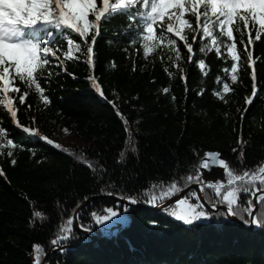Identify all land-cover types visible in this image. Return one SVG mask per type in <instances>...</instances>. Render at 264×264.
Instances as JSON below:
<instances>
[{
  "label": "trees",
  "instance_id": "16d2710c",
  "mask_svg": "<svg viewBox=\"0 0 264 264\" xmlns=\"http://www.w3.org/2000/svg\"><path fill=\"white\" fill-rule=\"evenodd\" d=\"M121 24L126 25L127 21L116 19L105 25L95 50L94 74L107 100L95 92L87 79L92 73L81 56V62L66 61L67 73L60 77L55 75L60 69L52 70V84L46 93L52 101L50 105L44 106L35 92L26 98V104L32 105L30 109L17 105L21 109L17 117L21 126L38 128L67 153L29 138L22 127L0 111V120L11 129V138L23 145L13 151L12 157L6 155L8 147L0 155V167L4 169L0 175V264H32V247L36 243L48 252L58 225L69 216L74 217L73 209L85 196L88 200L78 214L79 225L91 228L98 241L66 254L54 253L47 264H264V230L260 228L250 231L225 217L185 225L171 218V208L159 213L139 208L124 212L107 198L109 195L101 193L105 185L85 160L97 167L104 165V180L111 178L117 184L132 173L139 174L138 180L128 184L129 189L135 190L147 187L148 178L169 179L177 158L199 164L209 151L220 153L231 167L239 168L235 163L238 154L232 152L239 139L247 142V167L264 160V95L244 111L253 85L250 61L242 56L245 68L239 70L238 80L232 84L231 72L226 75L223 71L232 64L230 57L225 60L214 53L201 54L209 65V75L204 77L198 66L185 62L187 52L182 49L185 60L181 61V68L188 76L186 94L182 73L171 77L165 71L167 55L161 60L162 49L147 58L142 46L139 55L135 47L129 48V53L123 51L127 38L121 36L116 41L115 37V29ZM235 35L239 41L240 34ZM243 39L247 42V34ZM110 40L114 43L110 44ZM249 49L257 59V88L264 87V43L256 42L254 49L252 45ZM242 50L243 44L238 43V51ZM112 61L116 62L115 67ZM133 64L136 71L132 70ZM217 77L235 89L225 94L228 104L214 95L215 89L222 91ZM165 87L169 88L168 93H164ZM200 91H204L203 96L198 95ZM10 95L15 99L17 94ZM32 117L36 118L35 123ZM124 119L129 121L127 129ZM131 143L139 154L129 152L126 167H121L116 161ZM13 158L17 161L14 166ZM204 179L213 183L207 176ZM226 181L227 178L220 182L225 188ZM212 191L202 194L219 200L221 197ZM140 204L153 207L143 199ZM109 207L120 213L118 218L127 220L114 226L115 232L103 235L105 230L99 228L91 213L103 215ZM37 211L50 220L37 222L34 227L30 220ZM74 231L76 238L67 245L88 241Z\"/></svg>",
  "mask_w": 264,
  "mask_h": 264
},
{
  "label": "snow or ice",
  "instance_id": "6c2138e0",
  "mask_svg": "<svg viewBox=\"0 0 264 264\" xmlns=\"http://www.w3.org/2000/svg\"><path fill=\"white\" fill-rule=\"evenodd\" d=\"M116 19L127 21L126 25H118L115 29L116 41H120L121 36L128 40L126 45L122 44L123 51L129 53V48L135 47L139 55L142 46V54L147 58L162 49L161 60L167 55L165 71L171 77L182 73L186 94L189 91L188 76L186 70L181 68V61L185 60L182 49L187 52L185 62L198 66L204 77L209 75V65L201 54L207 56L214 53L225 60L230 57L232 64L223 71L226 75L231 72L232 84L237 82L239 70L245 68L242 56L250 61L253 85L251 95L245 101V112L255 100L264 95V87L257 88L256 83L257 59L253 58V50L249 49L250 45L254 49L256 42L264 43V0H99V3L98 0H0V96H3L0 111H4L16 126L22 127L29 138L42 140L54 149L67 153V149H62L59 143L42 135L38 128L21 126L17 118L21 109L17 105H26L30 109L32 105L26 104V98L31 92L38 94L44 106L50 105L52 101L46 93L52 84V70L60 69L55 73L60 77L67 73L65 62H81V56L84 58L82 62L89 66L92 73L87 79L95 92L107 100L94 74L95 50L104 26ZM237 32L240 34L239 41L235 35ZM245 34L247 42L243 39ZM109 43L114 41L110 40ZM238 43L243 44L242 51H238ZM112 65L115 67L116 62L112 61ZM132 70L136 71L135 64ZM216 83L222 85V91L217 88L214 95L219 101L228 104L225 94L235 89L220 77H217ZM163 91L168 93L169 88L165 87ZM10 93L17 94L16 98ZM198 95L203 96L204 91L198 92ZM171 99L176 101L177 97L172 95ZM35 119L32 117L34 123ZM124 124L127 129L129 121L124 119ZM10 133L11 129L0 120V155L5 154V147L10 149L6 153L8 157L13 156L15 149L23 147L14 142ZM246 147L247 142L239 139L237 147L232 148V152L238 154L235 163L239 168L231 167L220 153L213 151L205 153L199 164L177 158L169 179L148 178V186L141 190L128 188L129 183L139 179L137 173L130 174L127 180L117 184L111 178L104 180L107 176L104 165L97 167L87 160L84 162L100 183L105 185L101 193L116 197L124 212L129 211L128 205H135L143 199L153 206H162L165 211L171 208L170 215L185 225L192 226L198 222L225 217L237 218L246 225H256L264 230V160L257 161L251 168L247 167ZM192 151L196 152L195 149ZM129 152L138 156V148L134 143L119 154L116 163L126 167ZM16 163L13 158L11 164L14 166ZM213 167L224 169L227 188L224 183H210L204 179L203 173ZM3 174L4 169L0 167V175ZM208 189H214L215 196L221 199L215 200L213 196L199 194ZM222 189H225L226 194H222ZM206 199L211 210L205 209ZM86 200L87 196L76 204L73 211L77 212ZM91 215L96 224L106 225V222L118 218L120 213L109 207L106 214L93 212ZM74 219L69 216L58 225L54 238L50 240L54 252L66 254V245L76 238ZM46 220L50 218L37 211L30 223L35 227L37 222L43 223ZM84 230L92 231L91 228ZM32 251L35 253L32 264H42V261L47 264L45 258L48 253L42 245L34 244Z\"/></svg>",
  "mask_w": 264,
  "mask_h": 264
},
{
  "label": "water",
  "instance_id": "95a60500",
  "mask_svg": "<svg viewBox=\"0 0 264 264\" xmlns=\"http://www.w3.org/2000/svg\"><path fill=\"white\" fill-rule=\"evenodd\" d=\"M193 187H195V186H193ZM185 191H187V189H185ZM199 194H200L201 196H203L201 192H200ZM182 195H183V192L181 193V196H182ZM107 198H108L109 200H111L113 203L120 205V203L117 201V198H116V197H113V196H107ZM174 199H175V197H173V200H174ZM124 203L126 204L127 202L125 201ZM204 206H205V209H209V210H211V209H210V204H207L205 201H204ZM128 207H129V208L146 209V207L142 206L140 203H137V204H135V205H128ZM82 208H83V206H82L77 212H75V214H74L75 221H76L77 216H78V214H79V212H80V210H81ZM162 209H163L162 206H156V207L152 208L151 210L154 211V212H158V211H160V210H162ZM212 211H214V210H212ZM221 211H223V206H221ZM226 219H227L228 221H230V222H233V223L237 224L238 226H243V224H242L237 218H226ZM75 224H76V226H75L76 231H77L79 234H83V236H84L86 239L89 240V243H93V242L96 241L97 237H96L95 235H93V234H92L91 232H89V231H85V230H83V229H80V228L78 227V225H77V222H76ZM243 228L248 229V230H254V225L249 224L248 227L243 226ZM71 248H73V247H71V246L66 247V251L71 250ZM58 252H59V251H55V252H54L53 249L51 248V249L47 252L48 255H47V257L45 258L46 261L48 260V258H49L51 255H53L54 253H58ZM42 264H43V261H42Z\"/></svg>",
  "mask_w": 264,
  "mask_h": 264
},
{
  "label": "rangeland",
  "instance_id": "374dc122",
  "mask_svg": "<svg viewBox=\"0 0 264 264\" xmlns=\"http://www.w3.org/2000/svg\"><path fill=\"white\" fill-rule=\"evenodd\" d=\"M203 175H204V177L207 176V178L211 182H216V183H220V182L224 181L226 178V176L224 175V169L219 168V167H213L210 170H206L203 173ZM221 191H222V194H226L225 189H222ZM212 192L214 193V189ZM126 220H127L126 217L113 218L112 221L106 222V225H99L100 226L99 228L100 229L108 228L105 231L108 232L109 230H113L112 232H110V233H113L116 230L114 228V226L122 224V223L126 222ZM240 222L243 223L242 221H240ZM109 228H111V229H109Z\"/></svg>",
  "mask_w": 264,
  "mask_h": 264
},
{
  "label": "bare ground",
  "instance_id": "6f19581e",
  "mask_svg": "<svg viewBox=\"0 0 264 264\" xmlns=\"http://www.w3.org/2000/svg\"><path fill=\"white\" fill-rule=\"evenodd\" d=\"M82 209H84V208H82ZM81 209V210H82ZM102 212H105V210H103ZM99 215V214H98ZM79 216V215H78ZM78 216H77V219H76V221H75V219H74V229L76 230V228H75V226H76V222H77V225H78V227L80 228V229H83L80 225H79V221H78ZM108 232H111V230H109ZM82 245V243L81 244H76V246L77 247H80ZM68 246V245H67ZM66 246V247H67ZM58 253H60V251L58 252Z\"/></svg>",
  "mask_w": 264,
  "mask_h": 264
}]
</instances>
